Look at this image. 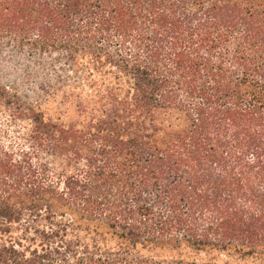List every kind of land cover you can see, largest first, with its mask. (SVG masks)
Segmentation results:
<instances>
[{"label":"trees","instance_id":"obj_1","mask_svg":"<svg viewBox=\"0 0 264 264\" xmlns=\"http://www.w3.org/2000/svg\"><path fill=\"white\" fill-rule=\"evenodd\" d=\"M48 60L0 84V264H264V0H0Z\"/></svg>","mask_w":264,"mask_h":264},{"label":"rangeland","instance_id":"obj_2","mask_svg":"<svg viewBox=\"0 0 264 264\" xmlns=\"http://www.w3.org/2000/svg\"><path fill=\"white\" fill-rule=\"evenodd\" d=\"M48 65L47 59L19 53L0 40V84L18 91L29 100L36 99Z\"/></svg>","mask_w":264,"mask_h":264}]
</instances>
